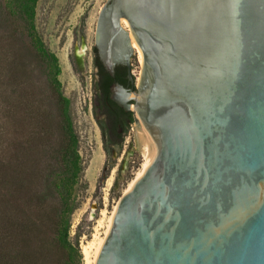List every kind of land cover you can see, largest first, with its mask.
Wrapping results in <instances>:
<instances>
[{
	"label": "water",
	"instance_id": "water-1",
	"mask_svg": "<svg viewBox=\"0 0 264 264\" xmlns=\"http://www.w3.org/2000/svg\"><path fill=\"white\" fill-rule=\"evenodd\" d=\"M96 47L150 165L95 264H264V0H109Z\"/></svg>",
	"mask_w": 264,
	"mask_h": 264
},
{
	"label": "trees",
	"instance_id": "trees-1",
	"mask_svg": "<svg viewBox=\"0 0 264 264\" xmlns=\"http://www.w3.org/2000/svg\"><path fill=\"white\" fill-rule=\"evenodd\" d=\"M37 1L12 0L14 11L7 12L0 0L1 86H23L34 55L60 71L58 57L35 29ZM11 17L20 24H11ZM94 51L95 65L110 77ZM120 71L122 80L126 70ZM9 92L0 91L8 124L7 151L0 149V264H81L71 225L77 208L72 194L84 166L68 100L58 101L56 133L33 94L18 100Z\"/></svg>",
	"mask_w": 264,
	"mask_h": 264
},
{
	"label": "rangeland",
	"instance_id": "rangeland-1",
	"mask_svg": "<svg viewBox=\"0 0 264 264\" xmlns=\"http://www.w3.org/2000/svg\"><path fill=\"white\" fill-rule=\"evenodd\" d=\"M11 1L2 0V7L7 12L14 11ZM108 1L38 0L35 29L58 57L60 71L57 74L55 65L34 55L30 59L29 75L23 86L12 85L8 88L0 85V91L9 89L18 100L30 98L29 94H33L38 103L49 111V120L56 133L60 128L56 119L60 112L58 101L64 97L68 100L84 166L72 194L77 208L72 214L71 225V238H79L81 264H86L84 246L106 236L113 211L145 161L142 145L138 144L136 138L138 121L130 126L123 146H115L107 151L94 110L97 21ZM11 24L17 26L20 21L11 17ZM82 47L86 48L83 66L77 56V49ZM142 64L138 54L136 81L140 79ZM2 105L4 103L0 98V149L6 153L8 124L2 117Z\"/></svg>",
	"mask_w": 264,
	"mask_h": 264
},
{
	"label": "flooded vegetation",
	"instance_id": "flooded-vegetation-1",
	"mask_svg": "<svg viewBox=\"0 0 264 264\" xmlns=\"http://www.w3.org/2000/svg\"><path fill=\"white\" fill-rule=\"evenodd\" d=\"M99 54V53H98ZM100 58V56H99ZM101 60V58H100ZM102 61V60H101ZM103 63V62H102ZM95 65V59H94ZM104 65V64H103ZM96 67V85L94 110L98 115L101 126V133L107 145V151L115 146H123L126 134L133 122L138 121L135 111L131 108L134 100L129 101L131 107L126 110L112 98V85L117 81L127 89L134 88L128 76V69L125 64L119 63L116 66L115 77H106L101 74L99 67ZM126 70L122 80L119 78L120 70ZM108 71V70H107ZM107 79V82H105Z\"/></svg>",
	"mask_w": 264,
	"mask_h": 264
},
{
	"label": "bare ground",
	"instance_id": "bare-ground-1",
	"mask_svg": "<svg viewBox=\"0 0 264 264\" xmlns=\"http://www.w3.org/2000/svg\"><path fill=\"white\" fill-rule=\"evenodd\" d=\"M85 54H86V48L85 47L77 49L78 62L80 63L81 66H83V64H84ZM138 54H139L140 61L143 63V53H142V50L140 49L139 46H138ZM143 129H144V125H143L142 121L140 120V122L138 121V128H136V138H137L139 145H142L141 140H142ZM144 159H145V157H144ZM149 165H150L149 162L145 159L141 170L138 172L136 177L129 183L126 192H128L129 190H131L134 187L137 179L144 174V172L146 171V169L148 168ZM117 207H118V205H117ZM117 207L115 208V211H113V214L111 215V217L109 219L108 229L106 230V233H105L106 235L108 234V232H109V230L113 224V220H114L115 213L117 211ZM105 237H102V238L99 237L97 242H95V243L93 242L89 246H84V254H85L86 264H95L96 263L99 252H100L102 245L105 241Z\"/></svg>",
	"mask_w": 264,
	"mask_h": 264
}]
</instances>
